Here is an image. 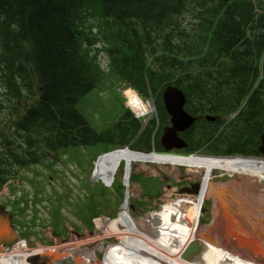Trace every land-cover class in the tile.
Masks as SVG:
<instances>
[{
  "label": "trees",
  "instance_id": "1",
  "mask_svg": "<svg viewBox=\"0 0 264 264\" xmlns=\"http://www.w3.org/2000/svg\"><path fill=\"white\" fill-rule=\"evenodd\" d=\"M263 23L264 0H0V191L78 149L79 165L126 145L161 152L168 85L183 91L186 110L198 118L185 135L189 151L258 154ZM120 84L153 99L158 127L153 118L142 128ZM93 94H106L109 106L88 113L84 100ZM206 115L221 120L207 123ZM133 179L150 198L160 196V183ZM121 188L115 185L120 198ZM22 201L13 202V212L23 214ZM58 217L55 210L56 229Z\"/></svg>",
  "mask_w": 264,
  "mask_h": 264
},
{
  "label": "rangeland",
  "instance_id": "2",
  "mask_svg": "<svg viewBox=\"0 0 264 264\" xmlns=\"http://www.w3.org/2000/svg\"><path fill=\"white\" fill-rule=\"evenodd\" d=\"M100 62L105 66L106 58L101 57ZM127 91L122 88L118 89V93L125 101V107L129 109L126 100L129 102L137 96ZM139 100L142 101L140 98ZM142 102L152 106L151 114L139 118L147 122L155 115V110L150 100ZM82 103L80 108L83 109ZM84 104L88 113L109 106L106 94H93L86 102L84 100ZM132 113L134 114V112ZM95 120L97 121L96 118ZM83 153V149H78L70 155L66 154L51 168L35 166L25 172L22 179L14 181L11 186H6L0 191V203L10 212H13L14 201L27 200V203L24 201L20 203L19 207L24 212L23 214H20L19 211L15 213L14 226L19 235L30 232L24 240V244L17 243L13 248L4 249L1 253L34 254L48 250L65 251L67 257L63 258L60 264H78L79 262L103 264V256L107 247L106 241L108 245L117 242L114 238L110 239L112 241H109V238L105 239V235L110 223L114 221L121 209L125 194L129 201L128 211L138 227L148 229L150 234L171 246L181 245L188 226L189 212L193 210L195 204V195L192 193L193 185L201 182L200 172L169 164L135 163L130 168V177L128 176L130 179L127 183L124 169L119 168L112 182L105 185L93 174L95 160L86 159L83 167L77 165L73 155L79 156ZM89 169L90 172L87 171ZM136 174H142L145 178H153L157 183H163L160 185L161 197L158 199H151L148 196L141 197L142 190L139 184L132 180ZM239 177L241 176H232L219 171L212 174L208 189L209 195L204 202L200 229L202 231L213 222V227H217L218 231L223 230L226 234L230 233L233 238L239 229L244 230L242 232L243 241L251 243L250 233L245 230L264 226V195L259 197L251 194L241 195L244 187L241 186ZM249 178L246 177V180L243 177V182L246 184L251 180ZM116 182L124 186L122 190L124 198L121 202L113 191V184ZM254 184L252 182V185ZM101 186L105 187L108 193L105 197L97 195L96 199L104 200L108 206L103 210L90 204L95 213L99 215L93 218V227L91 228L88 224L83 223L91 216L90 210L83 211L82 207L89 206V202L84 201L90 196V192L98 194L100 192L98 188ZM254 187L253 190L261 188L257 185ZM252 189H244V191H253ZM54 191H56L55 195ZM78 199L79 202L76 203ZM58 206L61 208L67 229L65 231L60 228V234L55 233L51 217L53 209ZM222 211L229 212L221 216ZM58 216L61 218L59 212ZM228 219H231L232 223L226 225L227 227L223 226V222ZM18 222L20 224L24 222V224L21 226ZM61 223L64 224V221ZM228 236L233 239L230 235ZM197 245L195 244V246Z\"/></svg>",
  "mask_w": 264,
  "mask_h": 264
},
{
  "label": "bare ground",
  "instance_id": "3",
  "mask_svg": "<svg viewBox=\"0 0 264 264\" xmlns=\"http://www.w3.org/2000/svg\"><path fill=\"white\" fill-rule=\"evenodd\" d=\"M127 92L132 93L130 90ZM133 93L137 96L135 92ZM127 105L137 117H145L152 112L150 104L140 101L138 96L129 102L127 100ZM135 163L169 164L200 172L201 182L197 193L194 194L195 204L193 210L189 212L188 226L182 243L174 247L175 245L171 246L150 234L148 229L138 227L130 216L129 201L125 197L118 215L110 223L105 235V239L109 238V241H112L110 239L114 238L117 242L108 245L106 241L103 264H264V226L245 230L250 233L251 243L243 241L244 230L239 229L237 235L234 234V238L227 233L233 238L230 239L223 230L218 231L217 227H213V222L202 231L200 229L212 174L219 171L232 176H241L239 181L244 187L241 195L251 194L259 197L264 195V158H205L197 155L182 157L173 154L138 153L125 148L100 156L94 163L93 174L107 185L111 183L119 166L123 164L127 183L130 168ZM243 177L245 179L251 177L249 179L255 183L254 185L261 188L253 190L252 188L255 187L251 180L245 184ZM244 189L253 191H244ZM227 212L229 211H222L220 215L224 216ZM230 222L232 223V220L228 219L223 222V226L229 225ZM192 245L194 247L191 249ZM41 254L50 255L49 264H60L61 260L67 257L65 251L54 250L34 254L0 252V264H31L29 259Z\"/></svg>",
  "mask_w": 264,
  "mask_h": 264
},
{
  "label": "water",
  "instance_id": "4",
  "mask_svg": "<svg viewBox=\"0 0 264 264\" xmlns=\"http://www.w3.org/2000/svg\"><path fill=\"white\" fill-rule=\"evenodd\" d=\"M264 30V27H263ZM163 101L167 113L171 118L172 127L165 129L162 136V145L166 151L180 149L185 143L178 138V133L185 131L193 122L183 110L184 96L174 88H168L163 93ZM264 143V139H263ZM264 151V147L261 148ZM17 241V235L12 225V216L0 205V252L11 248ZM194 245L191 246V249ZM50 255H38L29 259L31 264H49Z\"/></svg>",
  "mask_w": 264,
  "mask_h": 264
}]
</instances>
